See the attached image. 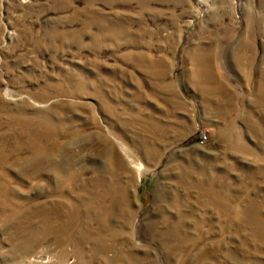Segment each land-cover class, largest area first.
<instances>
[{"label": "rangeland", "instance_id": "rangeland-1", "mask_svg": "<svg viewBox=\"0 0 264 264\" xmlns=\"http://www.w3.org/2000/svg\"><path fill=\"white\" fill-rule=\"evenodd\" d=\"M0 264H264V0H0Z\"/></svg>", "mask_w": 264, "mask_h": 264}, {"label": "built area", "instance_id": "built-area-1", "mask_svg": "<svg viewBox=\"0 0 264 264\" xmlns=\"http://www.w3.org/2000/svg\"><path fill=\"white\" fill-rule=\"evenodd\" d=\"M206 138H207V136L204 134V135L202 136V139L206 140Z\"/></svg>", "mask_w": 264, "mask_h": 264}]
</instances>
